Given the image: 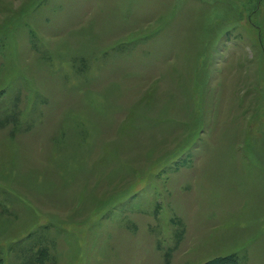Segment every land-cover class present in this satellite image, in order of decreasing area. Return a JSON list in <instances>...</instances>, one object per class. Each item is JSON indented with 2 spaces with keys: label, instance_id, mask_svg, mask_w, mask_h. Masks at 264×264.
I'll return each instance as SVG.
<instances>
[{
  "label": "rangeland",
  "instance_id": "374dc122",
  "mask_svg": "<svg viewBox=\"0 0 264 264\" xmlns=\"http://www.w3.org/2000/svg\"><path fill=\"white\" fill-rule=\"evenodd\" d=\"M220 259L264 264V0H0V264Z\"/></svg>",
  "mask_w": 264,
  "mask_h": 264
},
{
  "label": "trees",
  "instance_id": "16d2710c",
  "mask_svg": "<svg viewBox=\"0 0 264 264\" xmlns=\"http://www.w3.org/2000/svg\"><path fill=\"white\" fill-rule=\"evenodd\" d=\"M226 261H227V259L214 260V261L211 262L210 264H222V263H224V262H226ZM232 263L235 264L234 261H233V262H232V261H231V262H230V261L228 262V264H232Z\"/></svg>",
  "mask_w": 264,
  "mask_h": 264
}]
</instances>
